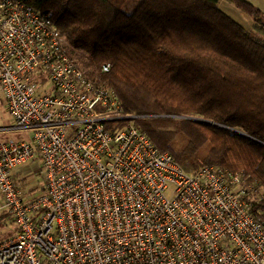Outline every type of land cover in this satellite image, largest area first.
<instances>
[{"label": "built area", "instance_id": "obj_1", "mask_svg": "<svg viewBox=\"0 0 264 264\" xmlns=\"http://www.w3.org/2000/svg\"><path fill=\"white\" fill-rule=\"evenodd\" d=\"M0 95L10 129L29 132L0 140V223L14 231L0 264H264L258 181L217 165L185 172L24 0H0Z\"/></svg>", "mask_w": 264, "mask_h": 264}, {"label": "trees", "instance_id": "obj_2", "mask_svg": "<svg viewBox=\"0 0 264 264\" xmlns=\"http://www.w3.org/2000/svg\"><path fill=\"white\" fill-rule=\"evenodd\" d=\"M24 1L51 16L87 77L114 89L134 125L185 172L217 165L264 188L259 6L227 0L252 18L248 29L221 0Z\"/></svg>", "mask_w": 264, "mask_h": 264}, {"label": "rangeland", "instance_id": "obj_3", "mask_svg": "<svg viewBox=\"0 0 264 264\" xmlns=\"http://www.w3.org/2000/svg\"><path fill=\"white\" fill-rule=\"evenodd\" d=\"M250 1V0H249ZM252 3L256 4L259 0H252ZM257 5V4H256ZM219 6L224 10L228 15L241 23L244 27L250 29L253 27V20L250 16L243 13L241 10L236 8L233 4L228 2L227 0H221L219 2ZM258 6V5H257ZM189 118V117H188ZM134 120V119H133ZM15 126V121L9 112L8 105L3 96L0 95V140H21L29 138V132L17 129H10ZM38 163L36 161H31L26 163L23 166V172L29 175V185L35 187L36 192H40V184H39V175L37 172ZM2 219V215H0V220ZM14 234L11 228H3L0 223V239L8 238Z\"/></svg>", "mask_w": 264, "mask_h": 264}, {"label": "crops", "instance_id": "obj_4", "mask_svg": "<svg viewBox=\"0 0 264 264\" xmlns=\"http://www.w3.org/2000/svg\"><path fill=\"white\" fill-rule=\"evenodd\" d=\"M250 1H252V0H250ZM256 4L264 11V0H259V2H256Z\"/></svg>", "mask_w": 264, "mask_h": 264}, {"label": "water", "instance_id": "obj_5", "mask_svg": "<svg viewBox=\"0 0 264 264\" xmlns=\"http://www.w3.org/2000/svg\"><path fill=\"white\" fill-rule=\"evenodd\" d=\"M189 118H191V117H189ZM192 119H196V120H198L197 118H192Z\"/></svg>", "mask_w": 264, "mask_h": 264}]
</instances>
